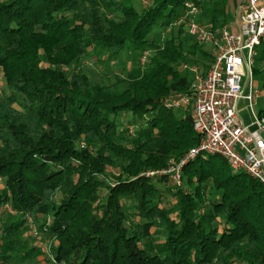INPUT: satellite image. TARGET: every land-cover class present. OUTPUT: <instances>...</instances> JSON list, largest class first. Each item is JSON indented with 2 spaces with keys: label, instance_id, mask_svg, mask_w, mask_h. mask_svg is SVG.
Segmentation results:
<instances>
[{
  "label": "trees",
  "instance_id": "16d2710c",
  "mask_svg": "<svg viewBox=\"0 0 264 264\" xmlns=\"http://www.w3.org/2000/svg\"><path fill=\"white\" fill-rule=\"evenodd\" d=\"M136 1L0 0V264H35L42 244L53 264H264L259 181L218 154L187 162L179 186L141 174L199 139L189 113L161 100L189 89L179 66L203 74L212 56L171 24L190 2L199 23L222 26L227 0ZM147 50L145 67L122 66L111 84L83 69L93 54L137 62ZM258 63L264 40L254 76Z\"/></svg>",
  "mask_w": 264,
  "mask_h": 264
},
{
  "label": "built area",
  "instance_id": "2783aa9c",
  "mask_svg": "<svg viewBox=\"0 0 264 264\" xmlns=\"http://www.w3.org/2000/svg\"><path fill=\"white\" fill-rule=\"evenodd\" d=\"M185 6L171 26L183 25L197 42L209 45L212 62L204 74L190 66L195 75L189 89L171 92L161 103L167 109H185L199 139L179 162L171 160L166 169L148 175L166 174L179 186L187 162L197 156L218 154L233 169L244 171L264 186V117L254 110L259 88L253 74L257 47L264 40V0H243L234 30L226 25L201 24L196 20L198 7L190 2ZM145 61L146 56H141L140 63ZM240 100L249 104L252 121L248 125L239 114Z\"/></svg>",
  "mask_w": 264,
  "mask_h": 264
},
{
  "label": "rangeland",
  "instance_id": "374dc122",
  "mask_svg": "<svg viewBox=\"0 0 264 264\" xmlns=\"http://www.w3.org/2000/svg\"><path fill=\"white\" fill-rule=\"evenodd\" d=\"M135 5L138 9L141 7V5L138 2H135ZM162 38H163V35H162ZM205 48L210 51V47L207 44H205ZM152 53H153L152 50H147L141 56L145 55L148 58L149 55H151ZM137 56L138 55H135L133 53L127 54V53L122 52V53H120L118 58L115 57V58L108 61L105 59V57L103 55L93 54L90 58H88L84 61L83 69L88 74V76L91 77L94 81L103 82L106 84H111L114 80V76L121 74L120 68L122 66L127 65L129 67L132 64L136 65V63H137L141 67H145L144 64L140 63V57L141 56L139 57L137 62L133 61L131 59V57L132 58L135 57V59H136ZM258 66H259V68L264 69V63H258ZM193 67H195L199 73L202 72L201 67H197V66H193ZM179 68L185 69V72L187 73L189 79L192 82H194V75H195L194 72L190 71V69L183 68L182 66H179ZM62 69L64 71H68L67 68H65V67H63ZM0 80H1V76H0ZM254 80H255L258 88H259V96L254 101L255 102L254 110L256 111V113H258L261 109L264 108V89L262 87V84L264 82V72H262L259 76H254ZM238 110H239V114H240L244 124H246V125L250 124V122L252 121V114L250 113L249 104L246 100H240V102L238 104ZM173 111L178 117H182V116H184L186 110L183 108H176V109H173ZM120 118H122V117H120ZM130 120H131L130 116L125 115L124 119L122 120V125H129ZM250 129H254V126H251ZM188 151L185 152L182 156H180L178 158L171 157L168 160V166L171 164L172 161H173V163L179 162L180 159H182L184 156L187 155ZM201 158L205 159L203 157H201ZM166 168L167 167H162V168H158V169H147V170H145V172H143L141 174L144 175L145 177H151L148 175L149 172L156 171V170H162V169H166ZM153 176H155V175H153ZM172 186H175V184L172 180H169L162 186L163 187L162 189H164L165 187H172ZM2 187H3V183H2V180L0 179V189H2ZM209 194L211 197H217L219 192H217L215 189H210ZM168 201H169L168 204L171 207V209L173 211H176V208L174 207L172 200L168 199ZM6 215H7V212L3 211L2 215L0 217L3 218ZM29 228L31 230V233H33L32 229H34V227L32 226ZM162 235H163V227L161 224H157L155 226V228L152 229V235H151L150 241L153 242L155 240H158L162 237ZM30 239L31 240L35 239V241L40 240L38 235H35V233H33V236ZM42 249H43V253L40 256H38V258H37L39 260V262H37L35 264H53L47 256L46 246L44 244H42Z\"/></svg>",
  "mask_w": 264,
  "mask_h": 264
},
{
  "label": "crops",
  "instance_id": "0c3cea01",
  "mask_svg": "<svg viewBox=\"0 0 264 264\" xmlns=\"http://www.w3.org/2000/svg\"><path fill=\"white\" fill-rule=\"evenodd\" d=\"M136 2H138L142 7H144L149 3V0H137ZM242 6H243V0H227V4H226L227 16L224 25H226L230 29L233 30L235 29L236 21L242 10Z\"/></svg>",
  "mask_w": 264,
  "mask_h": 264
}]
</instances>
